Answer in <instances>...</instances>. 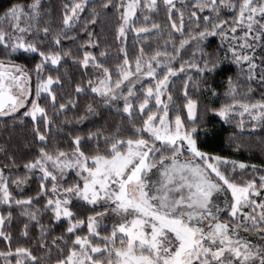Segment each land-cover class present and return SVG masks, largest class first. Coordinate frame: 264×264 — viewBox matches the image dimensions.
Returning a JSON list of instances; mask_svg holds the SVG:
<instances>
[{
	"label": "snow or ice",
	"instance_id": "1",
	"mask_svg": "<svg viewBox=\"0 0 264 264\" xmlns=\"http://www.w3.org/2000/svg\"><path fill=\"white\" fill-rule=\"evenodd\" d=\"M139 2L140 0H127V2L121 0L115 3L114 0H105L102 7L107 8L112 5L121 11L118 35L125 34V26L135 15ZM163 2L169 13L168 19L171 21V27L183 36V11L176 7L174 0H163ZM85 3L86 0H77L75 3L65 5L63 16L65 26L79 17ZM156 6V0H150V3L146 4L148 9H154ZM38 7L39 0H33L27 5L12 3L4 9L3 15H0V22L8 21V27L11 29V32L5 31L0 25V45L4 46L6 53L10 55L23 49L25 53H37L41 58L31 70L36 72L34 97L31 95L30 87L26 90L20 84L21 77L25 82L31 81L30 73L24 71L26 66L10 65L19 71V75H16L14 72L3 71L4 62L0 60V113L8 114L3 111L5 102L8 101L10 102L9 112L19 116L17 109L28 106L30 102V107L23 115H30L35 122L39 113L47 128L51 121L46 108L39 102L44 99L41 93H47L51 97L53 108L56 106V95L51 92L50 88L54 77L48 75L44 78L43 69L48 61L52 65H57L62 54L59 51H41L36 44L25 41L23 33L31 31V25L22 26L21 22L35 20L39 14ZM193 7L200 12L207 9L215 13L216 22L210 23L213 20L212 16H203L205 26L198 28L195 32L190 31L185 38L180 40L179 46L174 45L175 54L159 50L147 54L141 48L140 53L135 57L133 69L125 52L122 64L116 66V78L113 79L108 67L97 62L91 52L84 53L82 63L87 65L91 61L103 73L96 86H93V81L88 82L91 91L101 98L103 105L115 106L118 100H122L124 113L131 117L138 107L144 118L141 124L132 123L130 128L132 134L127 138L123 137L119 129L114 134L103 136V148L99 143L101 132L99 130L95 133L89 132V138L98 141L94 152L82 151L81 137L76 135L73 137L75 147L71 152V158L67 152L57 150L52 153L41 147L38 150L39 154L24 164L29 172L36 169L42 172V176L38 177L40 190L35 197L27 196L23 199H16L15 204L30 205L34 199L48 196L43 206L44 209H51V214L56 221L61 220L62 217L68 220V226L61 235L52 238L51 245L60 249L63 254V249L57 241L67 245L68 241L65 237L74 236L73 246L68 248L67 257L56 259L54 264H264V243L253 244L246 239L235 238L238 226L230 227L227 221L220 218L221 212H228L230 217H236L238 211L242 212V206L248 204L252 206L253 212L257 207L261 211L259 216L243 212L245 219L252 221L253 228L264 224V199L259 201L250 199L253 194L264 196V175L259 177V185L255 179L246 183L233 181L217 166L218 163H227L228 158L213 155L198 146L200 125L195 119L197 101L187 98L188 94L185 91L184 95L187 98L185 107L189 125L186 126L180 114L175 115L174 121L169 119L168 103L161 98L166 91L170 77L178 72L195 68L202 77H208L223 71L221 58L218 55L213 58L211 53H204L203 49H197L202 53V63L189 61L182 62L179 68L170 66L171 61L177 58L180 50L190 41L203 43L208 37L227 36V32L222 31L227 22L219 17L221 8L231 7L233 10L239 8L238 14L231 22L232 39H236L237 28L241 24H246L248 31L243 33L241 39L245 40L247 48H252L246 38L253 33V26L258 24L260 31L255 32L253 39H261L264 23L257 21L256 15L259 13L261 20H264V0H239L238 4L235 0H196ZM174 13L180 16V27H177L176 21L172 19ZM95 19L96 13L93 9V21ZM189 19L199 21L197 11H192ZM147 20L148 17H145V21ZM157 28L159 25L154 23L151 29L135 28V31L146 33ZM48 31L47 27L43 29L45 34ZM54 39L55 44L59 45V35ZM87 43H92V41L89 40ZM9 49L10 52H8ZM120 50L124 52L123 48ZM229 50L237 64L241 61L247 62L248 72L254 73L256 63L253 56L246 52H238L235 46L230 47ZM63 55H69V53L64 52ZM100 56L104 57L105 53L101 52ZM158 68L163 75L157 71ZM261 73L260 79L264 81V60H262ZM143 77L152 78L155 83L144 90V98L137 105L130 102L135 98L133 85ZM190 79L189 75V81ZM226 79L228 83L226 95L233 97L231 102L209 108L208 111L227 119L229 113L239 105L243 108L241 115L251 112L255 114L253 119L264 118V111H257V109H264V100L253 104L236 100L237 86L231 76H227ZM55 80L59 81V77ZM14 87L18 89L17 95L12 94ZM76 90L78 93L83 90L80 84L76 85ZM206 90L213 96L219 95L210 85ZM167 95L170 100L171 93ZM153 98L157 110L148 111L152 107L150 101ZM161 108L163 111H160ZM59 109L66 110V105L61 103ZM86 110L89 113L95 111L92 104L87 105ZM77 119L83 120L84 117ZM34 132L41 143H46V136L38 126L34 128ZM125 146L126 150H124ZM184 151L191 153L194 158H199L203 163V168L194 160L180 161L179 157ZM209 161L214 163H209ZM231 163L234 166L238 164L240 169L247 167L244 162L232 161ZM49 165H51V171ZM251 167L255 169L257 166L252 165ZM67 169H78L77 179L71 183L58 184L57 181L63 179ZM150 169H156L161 177L158 182L153 181L154 190L150 189L148 183L142 179V176ZM57 172L60 173L59 176ZM212 174H214V179ZM8 179L3 169H0V202L11 206L13 197L9 190ZM49 179L51 180V194L46 185ZM26 180L27 176L16 177L12 183L18 185ZM228 192L231 193L230 197ZM72 197L93 206L102 199L109 205L102 212L90 214L87 217V235H75L78 227L85 221L74 218L76 214L71 207ZM218 199L223 200V207L214 203V200ZM39 210L37 208L26 211L25 215L36 220ZM109 211L116 214L120 220L112 225L110 234L101 236L98 224L100 218ZM11 215L9 212L8 216ZM4 219V215H0V224L4 222ZM24 234L27 235V232ZM45 235L47 232L44 226H41L39 247L50 251L49 243L43 239ZM118 235L120 236L119 244H117ZM0 236H4L5 239L9 238L2 231H0ZM90 237L102 240L103 243H93ZM14 254L15 264H43L46 259L43 255H34L30 247H16ZM11 255H13L11 248L7 253L0 252V256Z\"/></svg>",
	"mask_w": 264,
	"mask_h": 264
},
{
	"label": "trees",
	"instance_id": "2",
	"mask_svg": "<svg viewBox=\"0 0 264 264\" xmlns=\"http://www.w3.org/2000/svg\"><path fill=\"white\" fill-rule=\"evenodd\" d=\"M33 0H0V15L6 7L12 3L30 4ZM77 0H39V13L33 21H22V26L31 25V31L23 33L27 42L36 44L41 51H59L61 59L57 65H52L50 61L45 63L43 76L48 75L54 77L53 84L50 86L51 92L56 95V106L53 108L51 97L47 93L41 94L44 99L39 102L41 106L46 108L47 115L51 123L45 127L40 114L34 122L31 116L0 117V166L4 172L8 173L9 190L12 193L13 202L11 206L5 202H0V215H4L5 219L0 224V231L5 236H0V252L7 253L11 248L13 255L0 256V264H15L16 256L14 250L16 247H30L33 254L43 255L46 259L43 264H54L58 258H65L68 255V248L72 247L74 236H66L68 244L65 245L61 241V250L51 245V240L55 236L63 233L68 226V220H54L51 209H44V203L48 196H41L34 199L30 205H16V199H23L27 196L35 197L40 190L39 176L42 172L39 169L29 172L25 169L24 164L33 160L38 154L41 147L55 153L57 150L67 152L71 155L74 150L75 142L73 137L79 135L81 137V150L85 152H94L97 140L90 139L89 132L95 133L97 130L101 132L99 140L101 148L104 147L103 136L114 134L117 129L120 130L124 138L132 133L130 128L132 123L141 124L144 117L141 116L138 107L133 111L132 116L123 112V101L118 100L115 106L103 105L101 98L91 91L88 85L89 81H93V86L99 83V79L103 73L94 66L93 62L87 65L83 64L85 52H91L96 57L97 62L104 64L111 70L113 79L116 78V66L122 64L125 52L128 59L135 67V57L140 53L141 48L147 54H152L159 50L161 52H174V45L179 46L181 39L185 38L190 31L195 32L198 28L205 26L202 19L203 16H212L210 23H215V13L205 9L203 12L193 7L196 0H174L176 7L181 9L183 16V33L177 32L171 27V21L168 19L169 13L163 0H157L156 8L148 9L145 0H140L136 13L131 24L126 28L125 34L118 35V27L121 22V11L112 5L104 8L102 5L105 0H86L84 9L79 13V17L70 22L68 26L63 23L65 14V5L75 3ZM115 3L121 0H114ZM125 2V0H124ZM237 4L239 0H235ZM93 9H95L96 19L93 21ZM27 11V9H25ZM197 11L199 21L189 19V14ZM239 12L237 7L233 10L231 7H223L220 9L219 17L227 23L223 26L222 31L227 32L226 37L215 35L208 37L203 43L199 41H190L188 45L180 50L175 60L171 61L170 66L179 68L182 62H198L202 63L201 51L211 53L215 58L217 55L221 58L222 72L214 73L208 77H202L197 73L195 68L178 72L175 76H171L166 86V91L162 95V99L168 103L171 112L180 114L185 125H188L187 98L197 101V109L195 119L200 125L198 135V146L206 152L213 155H219L228 158L227 163H218L219 169L230 178L238 183H246L249 180H256L259 185V177L264 175V118L256 117L253 119L254 113H244L243 108L237 105L234 110L229 113L227 119L208 111L209 108L219 107L221 104L230 103L231 96L226 95L228 90L227 76H231L236 84L235 99L243 101L247 104H253L264 100V81H261L262 60H264V32L261 33V39L250 41L252 48L248 52L255 58L256 69L254 73H249L247 62L241 61L239 64L235 62L231 55L230 47L235 46L237 51L243 50L241 45L240 29L237 28L235 33L236 39H232L230 31L231 22ZM145 17L148 20L145 21ZM172 19L176 21L177 27H180V16L176 13L172 15ZM257 21L261 20L259 13ZM158 24L159 28L150 30L146 33H137L135 28L147 27L151 29L152 24ZM5 31L11 32L8 27V21L0 22ZM47 27L48 33L45 34L43 29ZM260 31V27L256 25V32ZM91 33V36H89ZM59 35L60 44H55V37ZM91 40L92 43H87ZM121 48L124 52H121ZM11 50L9 49L8 52ZM64 52L69 55H63ZM104 52L105 56L101 57L100 53ZM23 53V54H22ZM227 53V55H226ZM0 60L3 62H12L22 66L25 69L32 70L35 63L40 62L41 58L37 53H25L23 49L18 50L10 55L6 53L4 46L0 45ZM160 72V69H157ZM160 75H163L160 72ZM189 75L191 77L189 81ZM251 76V79L249 77ZM59 77V81L55 78ZM186 81H188L186 83ZM153 79H146L141 86L137 88V95L130 101L139 104L144 98L143 92L152 85ZM80 84L81 92H77L76 85ZM215 89L219 95L213 96L206 90L207 86ZM187 91V98L184 93ZM171 93V99H168L167 93ZM74 102V103H73ZM64 103L66 110H60L59 105ZM92 104L95 111L87 112V105ZM152 107L148 111H152L155 107L152 100ZM264 111V109H257ZM146 116V114H145ZM78 117H84L78 120ZM255 124V127H253ZM39 127L41 132L46 136V143H41L34 132L35 127ZM126 148V146H125ZM232 161L244 162L247 167L240 169L238 165H233ZM256 165L253 169L251 166ZM58 176L59 172L56 173ZM24 183L13 184L12 180L16 177H25ZM77 179L75 170H66L62 180L57 183H71ZM49 194H51V180L46 181ZM72 210L76 214L75 219H83L84 224L80 225L75 235H87V217L90 214L102 212L104 205H92L88 202L78 200L72 197ZM37 219L33 220L31 216L25 215L26 211L35 210ZM11 212V216L8 213ZM225 219H229L228 212L223 214ZM98 224V230L101 235L110 234L112 225L108 220H101ZM27 226V227H26ZM41 226H44L47 235L43 239L49 243L50 251L39 247L41 239ZM27 232V235L24 233ZM93 243H103L95 237H90ZM120 236H117V243Z\"/></svg>",
	"mask_w": 264,
	"mask_h": 264
},
{
	"label": "rangeland",
	"instance_id": "3",
	"mask_svg": "<svg viewBox=\"0 0 264 264\" xmlns=\"http://www.w3.org/2000/svg\"><path fill=\"white\" fill-rule=\"evenodd\" d=\"M146 2L150 3V0H145ZM125 2H127V0H125ZM157 2V0H156ZM138 8V7H137ZM137 10V9H136ZM258 14V13H257ZM134 17V16H133ZM132 18H130L129 22L126 24V28L131 24V21H132ZM256 20H257V15H256ZM239 29H240V35L238 36V38L241 39V37H243V33L248 31L247 27H246V24H241L239 26ZM256 32V25L253 26V33L250 34L246 40H247V43L250 44V41L254 40L253 39V35L255 34ZM241 45L240 47L243 48V50H240L239 52H246L247 54L251 55L248 50L249 48H247L245 46V40L244 39H241ZM10 65H19V64H16V63H12V62H4V68L2 69L3 71L5 72H14L16 75H19V71H17V69L15 68H12L10 67ZM34 69V68H33ZM24 71L25 72H29L30 75H31V81L30 82H25V80L23 79V77H21V80H20V84L24 86V88L27 90L29 87L31 88V95L32 97L35 96V87H36V72L35 71H29L27 69L24 68ZM46 78V77H44ZM146 79H152V78H148V77H143L142 79H139L136 81V83L133 85V88H134V92H135V96L137 95V88L141 86L142 82ZM155 83V80L153 79V83ZM51 86V85H50ZM126 91V88L124 89ZM12 94L13 95H17L18 94V89H16L15 87L12 89ZM43 94V92L41 93ZM152 102L153 104L155 105V100L154 98L152 99ZM28 107H30V102L28 104V106L26 107H22V108H18L17 111L21 114V113H24L28 110ZM157 110V107L155 105L154 109L152 111H156ZM4 112L8 113L7 115L5 114H2L0 113V117L2 118H5V117H11V116H14L16 114L14 113H11L9 112V105H7L4 110ZM160 111H163V109L161 108ZM39 114V113H38ZM37 114V115H38ZM176 113H173L170 111L169 109V119L170 120H173L174 121V117H175ZM159 146V145H158ZM126 150V148L124 149ZM69 158H71V155H69ZM158 159V158H157ZM179 160L180 161H193L196 163V164H199L201 165V168H203V163L202 161H200L199 158H194L192 156L191 153H189L188 151H184L183 154L179 157ZM239 162V161H238ZM209 163H214L213 161H209ZM238 165V164H237ZM218 166V164H217ZM219 168V167H218ZM0 169H3L1 166H0ZM40 170V169H39ZM49 170L51 171V165H49ZM67 170H71V169H67ZM75 170V173H77L78 169H73ZM221 170V169H220ZM3 172H4V169H3ZM210 172V170H209ZM207 174V173H206ZM4 175L6 177H8V173L4 172ZM212 178L214 179V174H212ZM142 179H144L147 183H148V187L150 189H153L155 188V185L153 184V181H159L161 179L160 175H159V172L156 170V169H150L148 170L143 176H142ZM179 193H177L178 195ZM228 196L230 197L231 196V193L228 192ZM250 199L252 200H257L259 201L260 199H264V196H257L255 194H253ZM214 203H217L219 204L221 207H223V200L222 199H218V200H214ZM95 205H104V208L105 207H108V203H106L104 200H98L97 203ZM260 211L261 209L259 207H257L255 209V211L253 212V209H252V206L251 205H248V204H245L242 206V212H239L237 213L236 217H230L228 220L225 219L223 217V214L225 212H221L220 214V218L221 220H225L228 222V224L230 225V227H233V226H238L236 227V237L235 238H242V239H246L248 241H250L251 243L253 244H257V243H264V239H262V237H264V231H261V229H264V224H259L257 225L255 228L252 227V221L251 220H246L245 217L243 216V212H250L254 215H257L259 216L260 214ZM229 214V213H228ZM105 221V220H108L109 221V224L110 225H113L114 223H118L120 218L112 213L111 211H109L105 216H102L100 218V221ZM101 223V222H99ZM102 236V235H101ZM120 242V241H119ZM119 242L117 244H119ZM100 243V242H99ZM102 244V243H101Z\"/></svg>",
	"mask_w": 264,
	"mask_h": 264
},
{
	"label": "water",
	"instance_id": "4",
	"mask_svg": "<svg viewBox=\"0 0 264 264\" xmlns=\"http://www.w3.org/2000/svg\"><path fill=\"white\" fill-rule=\"evenodd\" d=\"M9 103H10V102L6 101V102H5V107H6L7 105H9Z\"/></svg>",
	"mask_w": 264,
	"mask_h": 264
}]
</instances>
